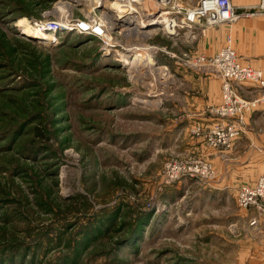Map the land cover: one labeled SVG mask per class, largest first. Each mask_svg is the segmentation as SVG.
Listing matches in <instances>:
<instances>
[{"label":"rangeland","instance_id":"374dc122","mask_svg":"<svg viewBox=\"0 0 264 264\" xmlns=\"http://www.w3.org/2000/svg\"><path fill=\"white\" fill-rule=\"evenodd\" d=\"M86 2L0 0V264H264V209L236 201L264 173V141L247 124L231 147L213 146V126L231 121L217 112L221 79L149 49L210 56L197 48L208 30L185 43L118 26L108 45L72 27L44 41L25 31L103 12ZM227 37L233 47L228 31L214 53ZM135 52L164 69L124 66ZM185 95L203 107L188 112ZM253 112L263 118L264 101Z\"/></svg>","mask_w":264,"mask_h":264},{"label":"built area","instance_id":"2783aa9c","mask_svg":"<svg viewBox=\"0 0 264 264\" xmlns=\"http://www.w3.org/2000/svg\"><path fill=\"white\" fill-rule=\"evenodd\" d=\"M122 1V3L120 2ZM145 0H117L114 13L108 12L102 4L96 3L94 7H102L99 15L95 16L93 11H88L86 18L74 19L66 23L69 26L62 28L61 22H51L49 25H36L46 32L55 33L59 30L73 29L79 33H87L100 38L108 45L110 36L106 35L109 30L119 28V34H138L139 29L143 32H152L160 29L170 34L173 39H180L185 43H191L211 27L223 23H232L239 16L255 15L264 10V0H261L254 10L237 11L230 0H154V7L150 4L144 5ZM153 1V0H151ZM121 3V4H120ZM98 5V6H97ZM93 7V8H94ZM112 8V7H111ZM109 14L116 17L115 25H109ZM35 24H37L35 22ZM85 24L84 26H82ZM119 26V27H118ZM56 28L52 30L51 28ZM125 29V30H124ZM145 29V30H144ZM108 38H107V37ZM150 51L164 52L170 57L176 58L181 63L194 68H206L210 74H215L222 82V103L217 108L220 114L230 115L229 123H217L213 126L207 140L221 147H231L236 137L245 133L247 122L245 115L254 107L264 101V75L258 68L242 62L231 45V37H227L226 44L216 53L205 56L198 55L194 60L183 52L177 56L166 46L150 45ZM243 82H250L258 89V94L252 98L243 97L237 91V86ZM188 170H192L188 167ZM205 177L213 176V169L210 164L199 162L194 168ZM237 204L246 208L249 206H261L264 209V173L254 182L242 185L237 190ZM259 206V207H260Z\"/></svg>","mask_w":264,"mask_h":264},{"label":"crops","instance_id":"0c3cea01","mask_svg":"<svg viewBox=\"0 0 264 264\" xmlns=\"http://www.w3.org/2000/svg\"><path fill=\"white\" fill-rule=\"evenodd\" d=\"M230 1L232 5L236 7L237 11H242L244 7L253 6L259 3L260 0ZM211 29L212 30L208 29L206 37L203 38L202 42L198 43L197 48H199L203 53L205 52L206 54H213L218 49V47L223 44L226 32L230 31L232 34L233 47L237 54L241 56L240 58L245 63H249L253 67L260 68L264 75V13L252 17L238 18L237 21L230 27L219 25L218 27H213ZM199 82V91L201 95L204 94L205 89L203 83H201L202 81ZM254 87L255 86H253V84L250 82H243L238 85L240 93L246 97H250L252 92L257 94L258 90L254 89ZM204 103L205 102L201 96H191V98H188L186 95L184 96V106L188 112L200 110ZM197 113L198 112H196V114ZM195 118L196 120L200 121L202 117L197 116ZM263 118L258 117L255 112L249 113L247 115L246 122L249 125L247 135L251 137L250 139L255 138L256 141H264ZM193 123L192 119L181 121V123H179V135H186V133H188L187 130L189 127H191V125H193ZM251 142L253 143V141ZM254 154H256V152H254ZM259 155L264 157V154ZM246 162H248L247 165L251 164V160L248 158L246 159Z\"/></svg>","mask_w":264,"mask_h":264},{"label":"bare ground","instance_id":"6f19581e","mask_svg":"<svg viewBox=\"0 0 264 264\" xmlns=\"http://www.w3.org/2000/svg\"><path fill=\"white\" fill-rule=\"evenodd\" d=\"M110 1V2H109ZM127 1V0H125ZM148 3H149V0H147ZM64 2V1H63ZM66 4L69 5L68 8H70L72 5H77V0H65ZM90 3H93L96 4V3H99V4H102L103 7L108 10L109 13L113 14L114 13V7L113 6H116L117 4V0H89ZM89 2H86V4L88 5ZM122 3V1H120ZM110 5L111 3V9L109 8V6L107 5ZM120 3V4H121ZM71 4V6H70ZM90 6V5H88ZM88 8V7H87ZM92 9V8H91ZM64 10V9H63ZM70 10V9H69ZM90 10V9H89ZM102 11V10H100ZM65 13V12H64ZM68 17V15H67ZM109 25L110 26H113L115 25V20H116V17H112L110 14H109ZM69 21H73L72 19L68 20L66 19L65 22H62L64 24H62L63 26H61L62 28L66 27V26H69V24L66 25L67 22ZM85 24H83L82 26H84ZM52 30H55L56 28H51ZM26 33L30 36V37H36L37 39H39L40 41H44V40H49L50 38H52L54 35L53 33H49V32H46L45 30L41 29L40 27L38 26H35V28H28L25 30ZM110 38V37H109ZM130 57V56H129ZM122 64L124 66H129V67H137L139 69L140 65H151L153 66V69H164L162 67H159V66H156V63L153 61V58L151 56V54H145L144 52L143 53H140V52H135V55L133 56V58H125L124 60H122ZM128 67V68H129ZM145 67V66H144ZM136 69V68H135ZM135 72V71H134ZM155 72V71H154ZM142 73V72H141ZM148 73V72H147ZM146 73V74H147ZM139 74V73H138ZM133 75H136L135 73ZM136 77V76H135ZM140 77V76H139ZM142 77V76H141ZM166 81V80H165ZM139 101L141 102H144L146 104H151L150 102H148V100H143V99H140L139 98ZM152 102V101H151ZM143 103V104H144Z\"/></svg>","mask_w":264,"mask_h":264}]
</instances>
